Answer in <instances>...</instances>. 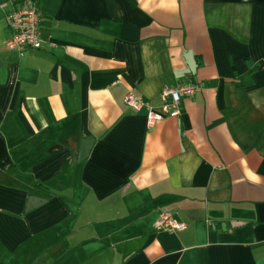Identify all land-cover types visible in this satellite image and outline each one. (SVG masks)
Listing matches in <instances>:
<instances>
[{
  "label": "crops",
  "instance_id": "crops-1",
  "mask_svg": "<svg viewBox=\"0 0 264 264\" xmlns=\"http://www.w3.org/2000/svg\"><path fill=\"white\" fill-rule=\"evenodd\" d=\"M22 1L0 0V264H264V0H36L20 56ZM189 83L151 130L125 103Z\"/></svg>",
  "mask_w": 264,
  "mask_h": 264
},
{
  "label": "built area",
  "instance_id": "built-area-1",
  "mask_svg": "<svg viewBox=\"0 0 264 264\" xmlns=\"http://www.w3.org/2000/svg\"><path fill=\"white\" fill-rule=\"evenodd\" d=\"M42 11L36 0H23L21 6L12 10L7 15V23L12 32V37L6 42L7 48L23 56L27 49H41L43 39L40 34ZM201 89L198 84H185L179 87H165L161 94V113L155 112L148 104L129 95L125 103L135 110L147 111L148 128L151 130L166 115L179 117L183 113L182 100L192 97ZM186 224L170 214H162L156 222L157 230L180 232L186 229Z\"/></svg>",
  "mask_w": 264,
  "mask_h": 264
},
{
  "label": "water",
  "instance_id": "water-1",
  "mask_svg": "<svg viewBox=\"0 0 264 264\" xmlns=\"http://www.w3.org/2000/svg\"><path fill=\"white\" fill-rule=\"evenodd\" d=\"M94 143H95V140L94 139H86L82 142V146H81V151H80V156H79V160L81 162L83 161H86L89 156H90V153L94 147ZM44 202L43 199H39L37 197H32L30 199V203H29V206H28V210H32L34 208H37L38 206H40L42 203Z\"/></svg>",
  "mask_w": 264,
  "mask_h": 264
}]
</instances>
